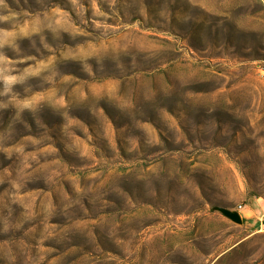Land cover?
Instances as JSON below:
<instances>
[{
    "label": "rangeland",
    "instance_id": "rangeland-1",
    "mask_svg": "<svg viewBox=\"0 0 264 264\" xmlns=\"http://www.w3.org/2000/svg\"><path fill=\"white\" fill-rule=\"evenodd\" d=\"M263 69L264 0H0V264H264Z\"/></svg>",
    "mask_w": 264,
    "mask_h": 264
},
{
    "label": "water",
    "instance_id": "water-1",
    "mask_svg": "<svg viewBox=\"0 0 264 264\" xmlns=\"http://www.w3.org/2000/svg\"><path fill=\"white\" fill-rule=\"evenodd\" d=\"M218 210L234 223L241 224L243 222L241 214L237 211L223 207H219Z\"/></svg>",
    "mask_w": 264,
    "mask_h": 264
},
{
    "label": "built area",
    "instance_id": "built-area-1",
    "mask_svg": "<svg viewBox=\"0 0 264 264\" xmlns=\"http://www.w3.org/2000/svg\"><path fill=\"white\" fill-rule=\"evenodd\" d=\"M263 73H264V69H263Z\"/></svg>",
    "mask_w": 264,
    "mask_h": 264
}]
</instances>
